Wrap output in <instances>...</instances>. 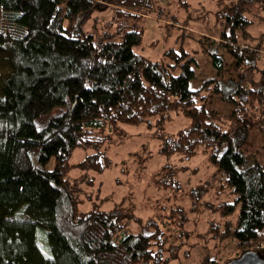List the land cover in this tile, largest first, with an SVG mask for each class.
Instances as JSON below:
<instances>
[{"label":"trees","instance_id":"1","mask_svg":"<svg viewBox=\"0 0 264 264\" xmlns=\"http://www.w3.org/2000/svg\"><path fill=\"white\" fill-rule=\"evenodd\" d=\"M141 2L0 0V264H168V236L154 221L152 233L145 227L132 233L120 208L82 211L79 185L93 183L71 175L73 169L101 174L110 166L101 152L105 138L119 134L120 125L150 118H156L159 155L190 159L200 153L212 171L191 189L195 200L188 211L211 191L227 190L231 202L205 206L221 218L237 210L233 229L228 222L206 233L231 236L237 257L253 251L264 259V89L253 78L222 83L217 55L231 59L240 77L254 65L264 34L248 32L246 6L256 3L264 12V0H225L216 16L221 32L203 40L212 73L194 89V56L167 50L151 62L133 51L142 40L137 28L102 38L84 31V19L96 9L136 19L140 14L121 8L140 10ZM254 71L263 84L264 69ZM210 96L232 106L225 120L207 111ZM172 113L188 125L164 135L162 125ZM250 140L259 160L246 153ZM77 149L94 153L71 165ZM186 170L162 166L157 188L177 192L174 177Z\"/></svg>","mask_w":264,"mask_h":264},{"label":"rangeland","instance_id":"2","mask_svg":"<svg viewBox=\"0 0 264 264\" xmlns=\"http://www.w3.org/2000/svg\"><path fill=\"white\" fill-rule=\"evenodd\" d=\"M225 8V0H143L140 10L138 7L129 10L121 8L126 14H142L136 19L118 16L116 10L102 6L85 18L82 25L86 33H92L98 38L118 37L123 31L139 29L142 40L133 51L151 62L161 61L162 54L167 50H182L194 56L197 61L195 79L189 84L194 89L212 73L202 50L207 46L203 45V40L218 37L222 25L216 16ZM246 10V17L251 24L248 32L257 38L264 34V12H261L256 3L248 4ZM217 55L222 62V83L236 82L240 78L251 81L253 78L254 86L264 89V81L263 84L259 83V75L254 71L264 69V40L257 61L241 77L231 59L221 52ZM1 66L0 63V71ZM206 109L225 120L232 106L224 103L220 96H210ZM187 125V119L172 113L162 125L161 133L173 135ZM119 132L105 138L101 152L110 160V166L101 174L78 169L71 171L74 178L81 179L80 175H86L93 183L91 188L85 183L79 185L83 191L81 210L99 208L109 211L120 208L122 215L127 217L132 233H139L142 227H145L146 233H152L154 229L149 224L154 221L160 231L168 236L165 245L168 264H200L204 258H208L212 264H221L237 257L238 254L234 251L235 241L231 236L221 239L206 233L212 227L222 230L223 225L228 222L230 231L233 229L237 210L230 217L221 218L218 213L205 206V203L214 207L224 201L231 202L233 197L227 190L218 194L216 190L211 191L198 200L192 211H188L190 200H195L191 189L207 180L212 172L203 155L198 153L190 159H167L159 155L156 118L147 119L138 126L120 125ZM104 134L108 135V131ZM255 142L249 141L246 153L252 152L259 160ZM92 153L93 150L77 149L72 154L70 164L76 165ZM164 165L187 169L174 177L180 187L177 192L157 188L155 184V177ZM181 208L186 211V217L178 211ZM180 231L188 234L186 238L179 236Z\"/></svg>","mask_w":264,"mask_h":264},{"label":"water","instance_id":"3","mask_svg":"<svg viewBox=\"0 0 264 264\" xmlns=\"http://www.w3.org/2000/svg\"><path fill=\"white\" fill-rule=\"evenodd\" d=\"M227 264H264V259H262L257 253L248 251Z\"/></svg>","mask_w":264,"mask_h":264}]
</instances>
